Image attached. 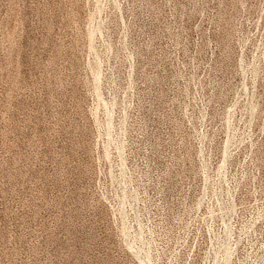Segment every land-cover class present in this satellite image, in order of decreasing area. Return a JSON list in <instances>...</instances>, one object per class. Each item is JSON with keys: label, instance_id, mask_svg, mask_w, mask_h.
Here are the masks:
<instances>
[{"label": "rangeland", "instance_id": "1", "mask_svg": "<svg viewBox=\"0 0 264 264\" xmlns=\"http://www.w3.org/2000/svg\"><path fill=\"white\" fill-rule=\"evenodd\" d=\"M0 264H264V0H0Z\"/></svg>", "mask_w": 264, "mask_h": 264}]
</instances>
